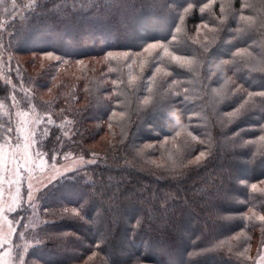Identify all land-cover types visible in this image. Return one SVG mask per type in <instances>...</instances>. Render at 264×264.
Instances as JSON below:
<instances>
[{
	"label": "trees",
	"instance_id": "trees-1",
	"mask_svg": "<svg viewBox=\"0 0 264 264\" xmlns=\"http://www.w3.org/2000/svg\"><path fill=\"white\" fill-rule=\"evenodd\" d=\"M155 42L183 59L152 64ZM0 50L18 87L0 72V140L17 94L52 117L51 161L96 158L41 191L34 243L21 247L24 220L15 236L23 264L257 262L264 0H0Z\"/></svg>",
	"mask_w": 264,
	"mask_h": 264
},
{
	"label": "rangeland",
	"instance_id": "rangeland-1",
	"mask_svg": "<svg viewBox=\"0 0 264 264\" xmlns=\"http://www.w3.org/2000/svg\"><path fill=\"white\" fill-rule=\"evenodd\" d=\"M5 62L0 50L1 75L15 86L12 78L7 77ZM23 104L22 96H13L15 128L0 140V264H23V259L17 257L19 245L15 236L24 220L26 226L20 233L21 247L26 251L34 243L35 232L42 223L38 212L41 191L58 177L92 163L89 161H96L95 157L82 156L63 163L51 161L39 146L47 136L52 117L32 104ZM29 185L33 193L31 201L27 195ZM19 211L21 214L26 211L27 217L16 218L14 215ZM261 255H264V245L255 264H264Z\"/></svg>",
	"mask_w": 264,
	"mask_h": 264
},
{
	"label": "snow or ice",
	"instance_id": "snow-or-ice-1",
	"mask_svg": "<svg viewBox=\"0 0 264 264\" xmlns=\"http://www.w3.org/2000/svg\"><path fill=\"white\" fill-rule=\"evenodd\" d=\"M173 2L175 3V2H177V0H173ZM184 2L187 3L188 0H184ZM180 6H182V5H180ZM246 6H248V5H246ZM209 7H210V5L206 4L205 8H201L200 11L204 12L205 9L209 8ZM191 8H192V3H188V7L184 8V13H189ZM223 10H224L223 6H221V11H223ZM179 19H180L181 23H183L184 15H180ZM240 19L246 20V19H250V18L241 16ZM203 27L208 28V24L204 23ZM180 30L181 29L179 27L176 28V32H180ZM197 30H199V29H197ZM174 40H175V37H173V41ZM143 52L148 53L149 57L151 58V63L154 65H158V62L162 57H169L172 62H179L180 60L183 59V57L174 55L172 52H170L168 44H164V43H160V42L147 43V45L143 47ZM237 54L239 55L240 53H237ZM136 55H140V53H136ZM118 56H123L125 59H128L129 53L128 52H109L107 54V57H105V59H115ZM47 59L59 60L60 58L59 57H53L52 53H48ZM79 63H83V61H79ZM225 63H228V62L226 61ZM142 68H143V63H142ZM160 70L161 69L159 66L155 67L156 72H159ZM217 70L218 71L220 70V65H217ZM248 95L252 96L253 93L249 92ZM255 95H258L260 97H264V92H258V93H255ZM241 107H243V105ZM237 111L239 112V109H237ZM113 115H115V113H113ZM176 122L179 123V117L176 118ZM109 126L111 127V125H109ZM9 131H11V129H9ZM261 131H264V129H261ZM176 135L179 136L180 133L177 132ZM188 135L192 136V133L189 132ZM193 139H195V136H193ZM260 139L264 140V136H261ZM165 143H167V141H165ZM249 143H251V141H249ZM38 155H39V153H38ZM204 156H205V153L203 151H201L200 155L196 157V162L199 163L201 160V157H204ZM89 162H94V161H89ZM262 182H264V181H262ZM251 188L253 189V191H256L257 185L252 184ZM27 195H28L29 201H31L33 199V193L31 190V185H29ZM70 211L72 212V214L75 217L83 218V217H81L80 212H77L75 209H72ZM81 211H83V208L81 209ZM258 219L261 222H264V215L259 216ZM260 259H264V255H261ZM126 264H139V258L135 257L134 255H130L126 261Z\"/></svg>",
	"mask_w": 264,
	"mask_h": 264
}]
</instances>
